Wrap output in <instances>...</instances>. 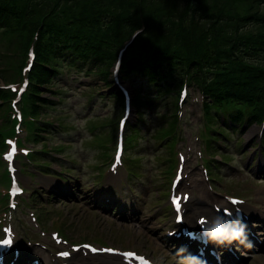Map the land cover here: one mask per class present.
<instances>
[{"label":"rangeland","instance_id":"rangeland-1","mask_svg":"<svg viewBox=\"0 0 264 264\" xmlns=\"http://www.w3.org/2000/svg\"><path fill=\"white\" fill-rule=\"evenodd\" d=\"M141 6L145 8L149 14H152L151 16L149 15L148 18L149 22L151 23L152 21V23L156 26L152 37L157 40L160 38V35H163L162 40H164V42L167 41L172 45L183 41L181 37L176 40V38L173 37V33L168 32L169 22L173 19V13L178 14L182 20L180 21L177 19L178 22L180 21V25H178L175 30L187 31V29L191 30V17L194 15H197V18H199L196 21L199 28L202 22L205 23V25L207 24V21H204L205 17H201V15L208 7L211 10V13H215L214 10L217 9V7L220 8L221 11H224V13L227 11L237 13L238 10L241 9L242 11H245V13L250 14V11L261 10V8L256 5L254 0H173V2H167L162 15L157 12L158 10L152 0H145L141 2ZM164 15H168L169 20H164ZM222 19L223 18L221 16L218 17L217 20L211 24L209 30L202 35L203 37L201 36L198 41L196 40L195 43H193L194 50H192V54H197L199 48L211 46L210 44L214 41L217 31L221 28ZM208 21L211 23V14ZM232 24L233 21H230L227 25H225L224 28H227L225 30L231 31V29H233ZM205 25H203V27H205ZM247 30H258L264 32V24H252V21H249ZM0 35L6 36L4 34ZM146 35L147 34L145 33H140L139 37H144ZM24 58L25 55L23 53H13L5 42L0 43V85L5 84L7 81L19 75V65L23 60H25ZM70 80L72 82L70 87H78L81 81L84 82L82 83V89H78L74 92L73 90L67 88L68 94L66 92H62L60 94L61 97H59L53 96L54 93H51L49 90L45 91V87L42 88V90H44L41 92L42 96L52 97L55 101L51 102V106L45 107L49 110L48 114L42 113L40 116L54 121L64 119L70 127V137L76 140L75 143L66 144L67 147L65 148V152L69 153L73 159H77V164H70L71 173L65 174L66 177H61L58 174H40L39 172L34 171L33 166H29V169L33 174H24L23 178L26 181H29L30 186L36 187L39 191L40 199L47 200L49 195L52 196L51 201L44 204L37 203V201L33 200V203L29 206L28 211L38 214L39 210L43 211L44 209V215H41L42 222L46 224L48 223V227L56 229L60 228L66 235H68V239L70 241L74 239V242H81L85 240V238H91L90 240L94 239L98 240V242H102L98 244L137 248L151 253V255L157 260L162 261L165 264H169L171 261L177 259L176 255H170L167 252L165 253L164 250L154 245L149 238L152 237V233L154 232L153 227L159 226L158 228H162L167 223L172 224L169 216L170 211L167 200L168 192H166L165 189L169 188L168 183L170 182L172 171H174L175 167H173L174 164L172 165L173 161L171 160L173 158L171 155L173 150L176 149L175 159L177 162H179L180 154L186 157L185 164L186 169L189 172V176H192L195 182H197V187L195 186L194 193L205 197L203 190L207 191L210 197L209 201H207L208 205H210L212 200L216 198H218L219 201L225 200L224 193L221 190H213V182L201 184L197 180L200 178V175L197 174H200V169L201 167L203 168V166H201V155L203 152L201 151L203 150L202 147L204 145V138H201L203 133L198 132V127L203 128L202 123H200V93L197 89L190 86L189 92L183 102H179L181 109L179 111L176 130L180 138L177 139L175 148L169 149V146L166 145V140L156 143L155 138H151V134L154 130H157L156 126L160 125V122L158 121L161 119H172L173 117H176L174 115L170 116L172 112H176V109L174 108L176 100L178 101L176 95L171 98V106L165 105L160 112L154 115L152 112H149V115L146 116V119L151 117L154 120H148L143 123V127L146 128L143 134L150 135L149 138L144 137L141 140L139 139L138 142H134L132 147H130V145L128 146L130 147L128 148L130 152H143L146 155L143 157L142 165L140 166L142 170L141 178L134 179L135 183L139 186V189L134 193L132 189H129V192L124 194L119 191V196L121 197L120 202L122 204L126 198L133 197V199L137 202L142 201V205H144L145 202L147 203L143 212V217L145 218L143 221L146 224L144 227L140 217H138L139 221L136 222H130L129 220L122 219L119 210H114V206L104 208L102 211L99 209L101 205L100 201L103 199L106 200V197L109 195L108 193H111L116 188H119L120 184L123 183V179L127 174L124 166H121L117 172H115V169L112 171L109 169L110 159H107L103 166H101L102 168L104 167L106 172L105 174H100L98 167L101 165V162L98 163L95 156H102L104 152L99 151L95 156H93V153L91 155V153H86L84 150L80 154V150H82L80 148L88 146L86 145L87 140L84 136L89 133L88 128L91 119L107 118V121L109 119H117L121 113L120 106L117 105L113 99L109 101L110 96L106 99L100 98L101 95L109 93H107L108 88L106 87V82H104V80H100L97 74H94L93 72L90 75L82 74L80 78H71ZM55 85L61 88L64 84L61 82L56 83ZM95 85L96 87H92ZM51 89L55 90V88ZM62 91L64 90L62 89ZM132 92H134L133 89ZM91 93L97 94V100H93V102H91L93 95H91ZM93 104H95V107L92 108ZM0 108L1 122V114L4 110V105H0ZM91 109L92 112H90ZM76 111L80 113L82 118H78ZM90 113L92 115L87 116ZM136 113L137 111L135 110L131 117V124L139 122L137 121ZM105 123L106 121H103L102 119L91 123L90 126L93 128L91 143L93 145H99L103 138L110 137V134L104 129H98L100 125ZM189 124H196L195 127H193L194 130L188 128ZM0 126H2L1 123ZM164 126H168V124L166 123ZM107 127L109 128V126ZM257 127L258 125L253 123L245 130V132H243L240 142H243L245 145L243 149L246 148L248 150L243 156L238 154L231 160L234 164H241L242 169L240 172H225L224 184L226 186L235 187L245 185L251 188L252 190L249 191V197L252 198L259 207H264V178L260 179V177L256 176L252 172L254 167L260 168V166L264 165V159L261 158L263 156L259 158L255 157L253 147L255 139L251 142L250 137L255 133ZM128 130L129 129H127L126 134L130 132H128ZM2 132V128L0 127V141L2 135L5 134ZM20 134H22V132ZM53 141L57 144L64 143L55 137L53 138ZM148 142H153L154 146L149 150L143 149ZM35 145H37V147H41L43 146V143H37ZM30 146L33 145L30 144ZM1 151L2 149H0V155ZM151 153L155 154L151 155ZM60 155H65V153H60ZM169 156H171V159ZM215 156L219 159L221 154L218 153ZM242 158L244 159V162ZM21 159L22 160H19L18 162L19 166L25 163V159ZM28 164L30 163L28 162ZM54 166L61 169V166L58 165L57 162H55ZM0 179V191H4V188L8 185V183H4L2 181L1 175ZM201 185L203 187H201ZM218 191L220 194H217ZM116 193L110 194L112 196L111 201L117 208H121L122 205L118 204L120 202L117 201ZM26 207L27 205H25V208ZM204 208L206 207H200V209ZM163 214L165 215L161 216ZM45 217H47V219ZM27 219L32 225H34V222L31 220V215H27ZM51 219H54L53 224L50 223ZM41 226H43L42 223ZM141 227H144L142 232L145 236L140 230ZM256 264H264V257L259 258Z\"/></svg>","mask_w":264,"mask_h":264},{"label":"trees","instance_id":"trees-1","mask_svg":"<svg viewBox=\"0 0 264 264\" xmlns=\"http://www.w3.org/2000/svg\"><path fill=\"white\" fill-rule=\"evenodd\" d=\"M143 1L145 0H0V30L4 32L0 34L6 35H0V43L5 42L13 53L26 51L32 32L40 26L37 56L28 95L33 104L31 107L37 108L40 86L51 81L52 76L61 70L63 61L73 65L91 63L97 66V73L109 82L110 63L115 51L126 38V31L140 25L139 14L142 11L152 15L141 6ZM170 1L173 2L152 0L160 15ZM254 1L264 10V0ZM210 14L211 23L220 16L225 19L224 11L211 13L208 7L201 15L205 17L204 21H207L205 27L202 22L199 28L196 24L199 18L194 15L191 17V30L177 31L175 29L182 20L178 14L173 13L168 32L173 33L176 40L179 37L183 40L174 46L164 42L163 35L151 43V34L155 32L156 26L149 24L150 36L139 40L133 52L124 58L125 74L130 75L137 71L153 80L157 74L169 76L173 66L180 64L172 76L173 82L167 83L165 88L167 92L175 90L186 76V63L193 55V43L198 41L208 28ZM238 14L233 17L236 21L239 18L241 21L251 18L256 19L255 23L264 24V12L253 11L249 14L250 17L244 18ZM164 16V20H169L168 15ZM227 37L221 38L219 44L214 45L215 49L220 48L218 55H215L212 49L199 55V66L206 70L208 76L197 80L199 84L205 83L206 87L209 81H213L209 89H212L211 95L219 100L235 96L241 91H245V96L251 103L257 99L261 100L260 105H254L252 110L259 118L260 111H264V33L227 34ZM144 40L147 41L143 42ZM9 95V91L0 89L1 101L6 100ZM56 131L57 127L52 124H40L36 135L43 139L45 134Z\"/></svg>","mask_w":264,"mask_h":264},{"label":"clouds","instance_id":"clouds-1","mask_svg":"<svg viewBox=\"0 0 264 264\" xmlns=\"http://www.w3.org/2000/svg\"><path fill=\"white\" fill-rule=\"evenodd\" d=\"M242 203V201H241ZM219 212V209H217ZM201 235L206 238L205 242L214 243L218 246L231 245L234 242L251 246L246 234V224L242 216L234 215L225 209L224 214H217L211 218H202L199 222ZM187 251L182 247L178 249L181 256L179 264H206V261L192 254L183 255Z\"/></svg>","mask_w":264,"mask_h":264},{"label":"snow or ice","instance_id":"snow-or-ice-1","mask_svg":"<svg viewBox=\"0 0 264 264\" xmlns=\"http://www.w3.org/2000/svg\"><path fill=\"white\" fill-rule=\"evenodd\" d=\"M16 148L15 146H13L12 148V152L8 155V159L11 160L12 159V155L16 152ZM187 198V197H185ZM179 203H180V198L177 197L176 198V204H177V207H179ZM233 203H241L240 201H236V200H233ZM13 243V239L10 237L6 240H2L0 241V245H7V246H11ZM86 247H91V246H86ZM92 251H99V249H96V248H92L91 249ZM104 251H107V252H113V251H116L115 249H104ZM61 255H68V253H62ZM126 256H134L135 254L134 253H125ZM140 259H143L142 257Z\"/></svg>","mask_w":264,"mask_h":264},{"label":"bare ground","instance_id":"bare-ground-1","mask_svg":"<svg viewBox=\"0 0 264 264\" xmlns=\"http://www.w3.org/2000/svg\"><path fill=\"white\" fill-rule=\"evenodd\" d=\"M258 117H259V116H258ZM251 131H252V130H251ZM75 262H76V261H74V262L72 261V264H77V263H75Z\"/></svg>","mask_w":264,"mask_h":264}]
</instances>
